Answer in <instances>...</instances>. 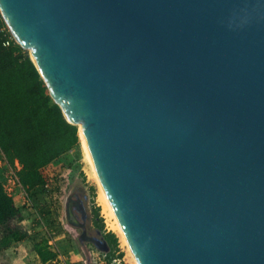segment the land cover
Wrapping results in <instances>:
<instances>
[{"label": "water", "instance_id": "1", "mask_svg": "<svg viewBox=\"0 0 264 264\" xmlns=\"http://www.w3.org/2000/svg\"><path fill=\"white\" fill-rule=\"evenodd\" d=\"M0 10L140 264H264V0Z\"/></svg>", "mask_w": 264, "mask_h": 264}, {"label": "trees", "instance_id": "2", "mask_svg": "<svg viewBox=\"0 0 264 264\" xmlns=\"http://www.w3.org/2000/svg\"><path fill=\"white\" fill-rule=\"evenodd\" d=\"M7 40L9 45L4 44ZM79 144L78 126L67 121L29 51L16 41L6 23L0 22V150L10 163H20L19 182L29 197L38 191L50 197L39 211V220L48 226L63 218L67 182L61 175L47 177L43 169ZM93 210L103 227L100 207ZM23 219L21 207L0 179V253L28 238L43 263L56 259L58 251L49 244V236L31 232ZM104 239V261L92 264H112L123 258L116 232H105Z\"/></svg>", "mask_w": 264, "mask_h": 264}, {"label": "rangeland", "instance_id": "3", "mask_svg": "<svg viewBox=\"0 0 264 264\" xmlns=\"http://www.w3.org/2000/svg\"><path fill=\"white\" fill-rule=\"evenodd\" d=\"M20 168L21 165L18 161L10 163L6 159L5 154L0 150V179L3 181L5 188L12 196H16L20 190L24 189L19 182L17 174ZM43 171L45 175L51 179L57 175H61L66 179V192L63 196L64 205L72 210L69 212H72L77 216L85 235L91 239V247L94 246L95 248H98V252H100V254H95L96 259L92 261L94 263L104 261L103 253L106 248L104 233L114 231L119 237L120 247L124 253L123 258H117L116 261H120V264H136L129 250V246L123 240L121 232L111 226L112 220H110L108 212L105 211L104 205L101 201L100 187L86 158L81 140L79 146L74 147L69 152L62 155L55 162L45 167ZM45 194L46 193H41L39 191L32 197H29L27 194L28 197L25 198L23 202L24 204L22 202L19 203L22 208H27L34 213L35 216H32L33 220L39 218L40 215V210L37 208V205H39V203L46 205L47 200L45 197H47V195ZM27 198H29L28 201ZM95 206L100 207V217L103 218V227L100 226L101 222L96 221L94 216L93 209ZM94 250L97 251V249ZM0 257L2 258L1 255ZM116 261L114 263H117ZM3 264L8 263L4 260Z\"/></svg>", "mask_w": 264, "mask_h": 264}, {"label": "crops", "instance_id": "4", "mask_svg": "<svg viewBox=\"0 0 264 264\" xmlns=\"http://www.w3.org/2000/svg\"><path fill=\"white\" fill-rule=\"evenodd\" d=\"M27 194L28 193L25 191V189L20 190V192L16 196H14L16 203L18 205L21 202L23 203L25 198L28 197ZM45 199L47 200V202L50 201V197L48 195L47 197H45ZM42 206L44 205L42 203H39V205H37V208L40 210ZM20 207L24 215L22 224H26L27 227L31 228V232H39L44 236L48 235L49 242H53V244H51V247L54 250L58 251V256L52 261L43 263L40 260L38 253L33 249L31 241L28 238H25L23 241L15 243L13 246L0 253V255L2 256V258L0 257L1 264H3L4 260L8 264L94 263L92 260L96 259L95 254H100V252H98V248H95L94 246L91 247V239H89L85 235L83 228L79 224L77 216L72 212H69L72 210L68 206L65 207L64 205L63 218L60 220L56 219L50 226H48V223L39 220L40 216L39 218H36V220H33L32 216H35L34 213L27 208H22V206ZM94 249H97V251H95Z\"/></svg>", "mask_w": 264, "mask_h": 264}, {"label": "bare ground", "instance_id": "5", "mask_svg": "<svg viewBox=\"0 0 264 264\" xmlns=\"http://www.w3.org/2000/svg\"><path fill=\"white\" fill-rule=\"evenodd\" d=\"M80 140H81V143L83 145L86 158H87V160H88V162H89V164H90V166H91V168L93 170V175L95 176V178H96V180H97V182L99 184L101 201H102V203L104 205L105 211L108 212V216H109L110 220H112L111 221V226H112V228H115V229H117L118 231L121 232L123 240L129 246V250H130V252L132 254V257H133L135 263L136 264H140L139 260L137 259L136 255L134 254L133 249H132V247H131V245H130L127 237H126V234H125V232H124V230L122 228V224H121V222H120V220H119V218H118V216H117V214L115 212V209L113 208L109 198L107 197L105 189H104V187H103V185H102V183H101V181H100V179H99V177L97 175V172H96V170H95V168L93 166L92 160H91V158L89 156V153L87 151V147H86V145L84 143V140H83V137H82V133L80 134Z\"/></svg>", "mask_w": 264, "mask_h": 264}, {"label": "built area", "instance_id": "6", "mask_svg": "<svg viewBox=\"0 0 264 264\" xmlns=\"http://www.w3.org/2000/svg\"><path fill=\"white\" fill-rule=\"evenodd\" d=\"M5 22L6 23V25L8 26V24H7V22H6V19H5V16H4V14H3V12L0 10V22ZM9 27V26H8ZM2 30H5V27H3V28H1ZM9 30H10V28H8ZM10 32H11V30H10ZM13 35V34H12ZM13 37H14V35H13ZM9 43H10V41L9 40H7L4 44L5 45H9ZM48 185V184H47ZM22 188V187H21ZM10 194V193H9ZM27 201H28V198H27ZM49 244L51 245V244H53V242H49ZM117 259H115L114 260V262L116 261ZM118 264H120V261H116ZM116 263V264H117Z\"/></svg>", "mask_w": 264, "mask_h": 264}]
</instances>
